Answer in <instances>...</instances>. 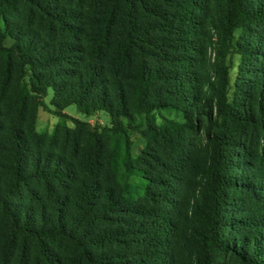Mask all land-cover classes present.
Returning a JSON list of instances; mask_svg holds the SVG:
<instances>
[{
    "label": "trees",
    "instance_id": "16d2710c",
    "mask_svg": "<svg viewBox=\"0 0 264 264\" xmlns=\"http://www.w3.org/2000/svg\"><path fill=\"white\" fill-rule=\"evenodd\" d=\"M22 1L25 0H3L0 17L17 8ZM136 1L147 7L145 0H109L101 25L90 31L85 28L86 21L80 18L77 24L69 20V14L45 11L49 14L51 28L56 23L61 31L70 32L74 37L77 30H88L85 41L50 43L38 34L27 33L22 40L18 37L13 45L6 46L3 44L4 35L0 33V214L7 220L6 239L2 243L5 250H10L21 240L20 257H23L28 237L37 242L41 253L49 259L45 239L61 236L72 241L83 264H109L105 253L103 258V254L94 253V248L128 237L136 238L137 244L151 245L155 240L167 248L168 234L174 232L177 222L172 212L175 207L173 202L177 200L175 188H167L163 194L158 193L165 209L149 212L134 207L123 201L112 187H102L99 182L80 176L77 167L65 157L33 149L25 130L5 121L12 101L3 92L7 91L9 84L19 74L29 77L31 90L39 95H46L51 87L62 97L65 105L75 103L86 110L96 107L109 111L119 128V116L130 117L128 97L122 86L106 75L105 66L91 61V58L101 59V55H105V51L110 48L121 5L127 6L125 41L119 44L111 61L116 71H121L132 61L134 50L149 53L143 45L152 42L141 36L142 26L135 15ZM207 4L208 0L174 1L170 19L177 23L174 26L180 33L176 37L180 41L178 48L181 49L180 58H177L179 67L167 72L151 69V73H146L145 66L141 64L136 75L134 102L136 105L142 102L145 90L160 80L166 87L159 93H153L151 104L145 107L148 123L152 120V110L165 105L179 109L190 121L174 122L176 126L198 130L201 118L206 117L204 132L211 143V152L202 171L205 178L202 190L204 202L195 210L199 222L195 235L198 252L195 264H217L214 262L215 253L230 254L241 264H264V228L259 227L250 237L236 235L232 238L226 235L230 230H238V223L243 222L240 218L230 216L229 213H237L229 207L228 194L247 187L249 183L239 182L237 177L232 176V171L238 169L236 164L240 162H234L238 158L230 150L228 141L212 132L222 116L224 120L239 125L259 127L264 135V35L247 31L252 24L264 23V0H226L223 11L221 26L226 35H231L237 28L247 31L244 37H240L237 46L244 70L249 75L241 77L238 86L241 92L246 90L244 97L251 99V104L244 103L245 107L241 109L228 101L224 90L219 91L217 102L211 107H207V98L202 93L203 77L197 67L202 56V44L199 39H195L194 27L199 17L197 14ZM150 29L156 27L152 24ZM82 54L87 55L89 62L85 61ZM73 56H78V61L71 60ZM60 61L77 62L79 65L78 68L67 67L65 70L60 66L52 67L53 63L60 64ZM68 77L74 79L69 81ZM223 79L225 82L228 80L226 68L223 70ZM37 102L46 106L42 98ZM196 119L198 123L194 125ZM75 121L91 128L87 122ZM99 145L98 141L94 144L93 154L86 162V165H93L92 169L96 167L101 154ZM260 186L263 185L257 183L252 190ZM72 189L74 191L68 193ZM69 206L74 209H69ZM149 218L152 222H148L151 220ZM111 220L116 227L92 230L97 224L109 223ZM167 250L157 249V264L162 261L161 253ZM111 257L116 258L115 255ZM143 261L146 260L140 252L133 250L125 254L123 259L110 262L142 264Z\"/></svg>",
    "mask_w": 264,
    "mask_h": 264
},
{
    "label": "rangeland",
    "instance_id": "374dc122",
    "mask_svg": "<svg viewBox=\"0 0 264 264\" xmlns=\"http://www.w3.org/2000/svg\"><path fill=\"white\" fill-rule=\"evenodd\" d=\"M2 1L0 0V4ZM174 1L145 0L147 7L136 1L135 15L142 26L141 36L146 37L152 44L139 42L144 44L149 53L134 50L132 61L121 71H116L111 61L119 44L125 41L124 18L127 6L121 5L113 27L110 48L105 51V55H101V59L91 58V61H97L105 66L106 75L118 82L128 97L130 117L119 116V128L109 111L96 107L86 110L75 103L65 105L62 97L51 87L48 88L46 95H39L31 90L29 77H21L18 72L16 73L18 76L9 84L7 91L3 92L12 101L9 116L5 121L23 128L33 149L65 157L77 167L80 176L89 181H97L102 187H112L128 204L149 212L165 209L158 193H165L167 188L176 189L177 200L173 202L175 207L172 212L177 222L174 232L168 234L167 248L155 240L151 245L137 244V239L133 237L121 238L104 247L94 248V253L103 254V258L105 253L109 264L113 259H123L125 254L133 250L139 251L146 260L142 264H157L155 261L157 249L162 251L168 249V252L161 253L163 263L159 264H195L198 257L195 235L199 222L195 210L204 202L202 190L205 178L202 171L209 161L211 152V143L204 132L206 117L203 115L201 118L198 130L176 126L174 122L190 121L179 109L165 105L152 110V120L148 123L144 109L151 104L153 93H159L166 87L160 80L145 90L142 102L138 105L134 102L136 75L141 64L145 66L146 73H151V69L167 72L179 67L177 58H180L181 49L178 48L180 41L176 37L180 36V33L175 28L177 23L170 19ZM108 5L109 0L22 1L17 8L0 17L3 44L11 46L18 37L22 40L27 33L38 34L50 43L85 41L88 30H95L101 25V18L105 15ZM225 7L226 0H208L206 8H202L197 14L199 17L194 27L195 39H199L202 44V56L197 67L203 77L202 93L207 98V107L214 105L219 91L224 90L228 101L237 109H241L242 106L245 107L244 103L251 104V99L244 97L246 90L241 92L238 86L241 77L249 75V72L244 70L237 43L247 31L264 35V23L252 24L251 28L244 32L237 28L231 35H226L221 26ZM45 11L69 14L72 17L69 20L74 23L80 18L81 21H86L87 26L84 27L88 30H77L74 37L70 32L61 31L56 23L51 28L49 14ZM152 24L156 29H150ZM147 30L150 32L146 33ZM81 56L89 62L87 55ZM77 57L73 56L71 60L78 61ZM1 60L0 55V64ZM59 63H53L52 67L60 66L65 70L67 67L78 68L79 65L71 61ZM225 68L228 73L226 82L223 79ZM68 79L72 81L74 77ZM41 98L45 102V107L37 102ZM75 119L89 123L91 128L77 123ZM197 123L198 120H194V125ZM212 132L218 133L228 141L230 150L234 151L238 158L234 162H240L236 164L238 169L232 171V176L237 177L239 182L249 183L247 187L230 191L228 194L229 207L237 213H229L230 216L240 218L244 225L238 223L239 228L236 231H240L239 234L230 230L226 235L232 238L236 235L250 237L259 227L264 228L263 131L256 126L239 125L231 120H224L220 116L219 124L212 128ZM97 141L101 154L96 167L92 169L93 165L90 166L88 163L86 165V162L92 156ZM257 183L263 186L252 190ZM73 191L74 189L68 193ZM69 209L74 207L69 206ZM6 222L7 220L0 214V264H83L72 241L61 236L45 239L49 259L41 253L37 242L28 237L25 240L23 257H20L21 240L10 250H5L2 243L6 239ZM148 222H152V219ZM113 223L111 220L109 223L97 224L92 230H109L116 227ZM112 255L116 258H112ZM214 262L241 264L227 253H215Z\"/></svg>",
    "mask_w": 264,
    "mask_h": 264
}]
</instances>
